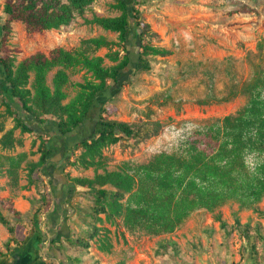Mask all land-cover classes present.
Masks as SVG:
<instances>
[{"label":"rangeland","instance_id":"obj_1","mask_svg":"<svg viewBox=\"0 0 264 264\" xmlns=\"http://www.w3.org/2000/svg\"><path fill=\"white\" fill-rule=\"evenodd\" d=\"M119 1L95 0L83 11H76L69 24L58 28L33 30L23 21L15 20L11 23V29L5 39L6 49L16 63L39 52L50 55L54 49L63 48L69 51L82 50L90 56H104L105 64L110 65L113 62L107 54L119 51L122 57L125 53L124 44L120 41L118 32L105 29L93 19L95 16L121 15L123 11ZM3 2L4 0L0 2L1 26L7 19ZM126 2L134 3L138 21L145 22L136 7L140 0ZM230 4L233 7H228ZM216 5L218 10H222L220 17L227 14L235 18L236 14L241 13L250 16L247 23L254 30L253 35L259 36L255 50L251 47L254 41H246L239 38L231 29H226L225 33L235 38L237 49H247L249 52L247 56L237 57L230 54L222 60L203 57L204 59L196 65L197 70L189 66L183 70L180 61L173 63L168 56L160 55L152 57L150 70L135 71L131 65L123 72L121 85L112 80L108 81L111 89L99 94L86 122L71 133V138L68 137L70 134L62 136L57 132V123L53 116H45L47 123L53 124V127L49 128L31 119L17 105L15 108L27 116L31 125L34 124L35 127L34 131H23L16 125L14 115L7 108L6 102L13 99L9 97V86L4 80L5 74L0 64V197L12 199L15 208L20 212L19 216H14L0 206V215L14 227V233L11 235L8 225L0 223V246L3 253H6L4 243L11 236L16 241L23 240L40 223L37 219L39 214L51 207L53 198L48 170L33 169L34 164L40 159L41 142H45L53 150L49 164L52 158L57 159V154L62 153L58 149L60 137L61 144L62 142L67 144L61 155L65 174L92 177L94 167L84 168L77 162V155L80 153L77 143L92 133L95 121L101 113L110 119L135 123L139 127L136 136L123 137L121 141L104 149V163L112 170L123 165L133 168L147 163L153 156L147 154L143 145L150 138L156 139L165 125L179 124L191 118L203 129L208 128L225 115L235 113L247 105L254 93H260L264 98V0H218ZM138 21L132 19L129 40L125 44L132 60L137 58L141 46L139 35L134 28ZM0 33L2 34V31ZM148 36L149 38L145 37L147 44L159 46L160 37L152 33ZM99 37H105L110 44L96 46L90 42L91 39ZM214 49L232 51L233 48L227 43L221 48ZM57 69L58 67H54L47 74V83L50 86ZM66 71L69 81L64 88L67 94L65 103L77 94L79 89L77 83L92 78L91 72L82 66L70 67ZM33 80L34 72H31L28 86L31 87ZM152 122H159L161 129L158 134L150 137ZM183 149L184 147L177 153H182ZM261 153L264 154V151ZM78 187L79 200L69 203L73 208L82 211L79 219L85 226L81 228L80 235L72 244L76 246L77 251L94 256L98 262L103 259L102 255L114 256L115 248L120 251L126 246H131L134 250L136 246L138 251L135 252L140 264L149 261L150 264H188L195 256L208 249V254L215 255L220 260L225 258V253L233 252L238 259L234 264H240L245 255H249L251 264H256L233 227L235 218L239 217L242 223L250 221L255 225L256 222H261L264 232V197L251 206L241 207L239 200L231 199L213 211L199 208L192 211L172 232L151 233L143 228L130 230L121 222L117 225L114 221L106 220L103 213L96 215L93 193L89 189ZM219 211L220 218L229 224L230 232L221 226L218 219ZM102 239L108 241V249L99 246ZM166 241H175L177 246L163 247L160 243ZM210 241L212 248H207ZM14 245L11 242L10 248ZM259 250V264H262L264 240L260 241ZM116 264L121 263L118 260Z\"/></svg>","mask_w":264,"mask_h":264},{"label":"trees","instance_id":"obj_2","mask_svg":"<svg viewBox=\"0 0 264 264\" xmlns=\"http://www.w3.org/2000/svg\"><path fill=\"white\" fill-rule=\"evenodd\" d=\"M94 1L4 0L3 9L7 19L0 27V64L4 70V80L9 86V97L13 99L6 102L7 108L23 131H34L35 126L15 105L42 125L47 124L45 116H53L57 132L68 136L86 122L99 94L111 87L109 80L121 85L122 74L129 66L133 65L135 71L150 70L153 56L171 54L165 48L147 44L145 37L149 38V33L160 36L149 23L138 21L134 28L141 46L137 58L132 60L125 44L129 40L132 19L136 20L137 16L134 3L126 0L119 1L123 11L121 15L95 16L93 19L105 29L118 32L124 44L125 53L122 57L119 51L107 54L113 62L110 65L105 64L104 56H90L82 50L56 48L50 55L39 52L19 63L7 51L5 39L13 21L21 20L33 30L58 28L69 24L76 11H83ZM90 42L96 46L110 44L105 37L93 38ZM75 66L87 69L92 78L77 83V94L65 103L67 94L64 88L69 81L66 69ZM54 67L58 69L50 86L47 74ZM31 72H34V80L30 87ZM138 128L135 123L110 119L101 113L92 133L77 143L80 150L78 164L84 168L94 167V175L66 174V178L74 186L84 187L93 193L96 215L103 213L106 220L114 221L117 225L121 222L130 230L143 228L151 233L172 232L196 209L213 211L231 199L239 200L241 207L251 206L264 197V167L258 170L257 175L249 176L241 159V153L247 147L264 151V98L260 93H254L248 104L235 113L225 115L204 128L203 132H197L184 146L182 153L156 155L147 163L133 168L123 165L108 169L104 163V149L123 137L136 136ZM160 129L159 122H152L150 137L158 134ZM253 130L255 136L251 135ZM39 151L41 155L34 164V171L47 168L53 153L45 142H41ZM225 161L228 163L225 164ZM0 206L14 216L20 215L13 200L8 197H0ZM220 214L219 211L221 226L230 232L229 224L220 218ZM0 223L8 225L13 235L14 227L2 215ZM233 229L247 246L256 264H259V243L264 240L262 223H242L236 217ZM11 242H16L13 236L4 243L7 252ZM86 243L89 244L88 241ZM160 244L163 247L177 246L175 241ZM108 245L106 239H102L99 244L102 249H108ZM3 254L0 246V255Z\"/></svg>","mask_w":264,"mask_h":264},{"label":"crops","instance_id":"obj_3","mask_svg":"<svg viewBox=\"0 0 264 264\" xmlns=\"http://www.w3.org/2000/svg\"><path fill=\"white\" fill-rule=\"evenodd\" d=\"M217 1L140 0L136 7L140 11L142 19L149 23L160 36L158 45L171 52L168 59H171L173 63L180 61L184 66H182L183 70L187 66L197 70L196 65L204 58L211 60L215 57L222 60L230 54L237 57L248 55L247 49H237L235 38L228 36V33H225L226 29H231L232 32L237 33L239 38L246 41H254V45L251 46L254 50L259 40V36L253 35L254 30L247 23L250 16L241 13L240 15L236 14L235 18L229 17L227 14L220 17L222 10L217 9ZM228 7H233V5L230 4ZM227 43L233 48L232 51L226 49L216 51L214 49L215 47L221 48ZM204 49L206 50L203 51ZM51 123L49 122L45 126L53 127ZM68 137L71 138V134ZM60 141L62 139L59 137L60 146L58 144V149L62 153L57 154V159L52 158V162L47 163L46 168L52 189L51 207L39 214L37 219L40 220V223L36 229L31 230L20 242L18 240L13 242L15 245L11 246L8 252L0 255V264H79L75 257L82 253L77 251L72 242L80 235L79 231L85 224L79 219V214L82 211L73 208L69 203L79 200L80 197L77 194L79 187L71 184L63 171L61 155L67 144L65 142L61 144ZM207 248H212L211 241ZM135 251H138L136 246L134 250L131 246H126L120 251L115 248L114 256L102 255L103 259L100 262L96 261L94 256H90L93 258L94 264H116L118 260L121 264L124 262L125 264H140ZM208 253L209 249L199 253L188 264H234V261L238 260L233 252L225 253V258H221V260ZM140 255L145 256L144 254ZM145 264H150V261ZM240 264H251L249 255H245Z\"/></svg>","mask_w":264,"mask_h":264},{"label":"clouds","instance_id":"obj_4","mask_svg":"<svg viewBox=\"0 0 264 264\" xmlns=\"http://www.w3.org/2000/svg\"><path fill=\"white\" fill-rule=\"evenodd\" d=\"M203 131V127L194 119H185L179 124L172 123L165 125L162 128L161 134L156 139L150 138L148 141H145L143 147L150 156L179 152L197 132ZM251 135L255 136L256 132L253 130ZM241 159L244 169L249 176L257 175L258 170L264 167V154L254 147L245 148L241 153ZM224 163L227 164L228 161ZM75 259L79 264H94L93 258L87 254L82 253L75 257Z\"/></svg>","mask_w":264,"mask_h":264}]
</instances>
